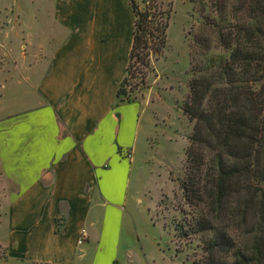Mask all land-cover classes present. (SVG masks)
<instances>
[{
  "label": "crops",
  "instance_id": "0c3cea01",
  "mask_svg": "<svg viewBox=\"0 0 264 264\" xmlns=\"http://www.w3.org/2000/svg\"><path fill=\"white\" fill-rule=\"evenodd\" d=\"M47 14L44 55L0 89L2 264H153V226L128 158L143 122L145 138L151 127L139 104L116 99L132 9L128 0H52Z\"/></svg>",
  "mask_w": 264,
  "mask_h": 264
},
{
  "label": "trees",
  "instance_id": "16d2710c",
  "mask_svg": "<svg viewBox=\"0 0 264 264\" xmlns=\"http://www.w3.org/2000/svg\"><path fill=\"white\" fill-rule=\"evenodd\" d=\"M188 1L201 23L188 45L182 114L192 133L176 231L197 241L193 264H264V0ZM128 3L133 39L117 102H130L128 77H144L163 52L170 13L158 0Z\"/></svg>",
  "mask_w": 264,
  "mask_h": 264
},
{
  "label": "rangeland",
  "instance_id": "374dc122",
  "mask_svg": "<svg viewBox=\"0 0 264 264\" xmlns=\"http://www.w3.org/2000/svg\"><path fill=\"white\" fill-rule=\"evenodd\" d=\"M50 1L0 0V89L18 81L22 63L28 70V62L37 53L44 55L51 33ZM158 1L170 10L165 47L160 55H150L144 77L130 75L129 86H125L134 89L128 100L139 104V116L151 128L145 138L149 128L143 122L138 133L140 147L128 158L132 159L135 195L153 226L146 230L153 264H193L199 254L197 241L180 238L176 227L183 218L181 208L186 209L179 184L192 133V125L182 114L189 93L188 45L201 17L188 0ZM4 257L2 247L0 264Z\"/></svg>",
  "mask_w": 264,
  "mask_h": 264
},
{
  "label": "built area",
  "instance_id": "2783aa9c",
  "mask_svg": "<svg viewBox=\"0 0 264 264\" xmlns=\"http://www.w3.org/2000/svg\"><path fill=\"white\" fill-rule=\"evenodd\" d=\"M81 236L84 237L85 234H84V233H81ZM83 240H84V239L81 238L80 241H79L78 243L81 244Z\"/></svg>",
  "mask_w": 264,
  "mask_h": 264
}]
</instances>
